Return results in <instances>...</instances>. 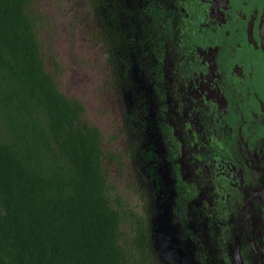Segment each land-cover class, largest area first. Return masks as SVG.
I'll list each match as a JSON object with an SVG mask.
<instances>
[{"label": "flooded vegetation", "instance_id": "1", "mask_svg": "<svg viewBox=\"0 0 264 264\" xmlns=\"http://www.w3.org/2000/svg\"><path fill=\"white\" fill-rule=\"evenodd\" d=\"M115 11L113 96L155 264H264V0Z\"/></svg>", "mask_w": 264, "mask_h": 264}, {"label": "trees", "instance_id": "2", "mask_svg": "<svg viewBox=\"0 0 264 264\" xmlns=\"http://www.w3.org/2000/svg\"><path fill=\"white\" fill-rule=\"evenodd\" d=\"M47 1L66 19L73 54L102 65L101 83L87 80L109 93L100 102L115 112L118 147H104L85 103L61 88L56 15L40 0H0V264H155L132 204L145 193L126 175L127 198L107 170L125 175L138 153L113 96L121 82L110 37L115 0Z\"/></svg>", "mask_w": 264, "mask_h": 264}, {"label": "rangeland", "instance_id": "3", "mask_svg": "<svg viewBox=\"0 0 264 264\" xmlns=\"http://www.w3.org/2000/svg\"><path fill=\"white\" fill-rule=\"evenodd\" d=\"M40 5L56 15L53 22L55 24V36L59 39L55 41V54L62 66V70L58 77L62 90L70 97H78L85 103L87 111L86 119L92 123V125L97 126L103 133L105 137L104 147L107 150L114 151L118 147L115 140L111 141L115 136L114 128L117 126L115 112H113L111 107L104 104L103 101L100 102V99L103 98L107 100V95H109V93L101 91L98 87L97 89L96 87L93 89L92 85L89 84L87 80L89 78V80H93L98 85L101 83V78H103L102 74H104L101 63L99 65L96 60L89 57H84L85 60L83 61L76 53L73 54L77 49L73 48L72 42L68 43L65 40L66 19L60 14L54 3L49 4L47 0H40ZM44 35L46 34L44 33ZM93 49H90V47L87 48L89 51H93ZM86 55L90 56L92 53L89 52ZM95 65H97L98 68L95 67ZM259 76L263 77V74H259ZM108 140H110V142H108ZM106 167L107 164L105 165V168ZM116 168H118V170H116ZM121 169L122 167L114 168V165H109L107 168L110 180L119 185L120 192L126 194L128 198L130 191L127 188L126 172L124 169L125 175L121 176ZM133 201L134 200H132V203ZM128 229L127 226L126 230Z\"/></svg>", "mask_w": 264, "mask_h": 264}]
</instances>
